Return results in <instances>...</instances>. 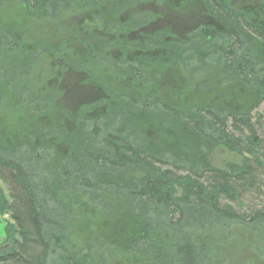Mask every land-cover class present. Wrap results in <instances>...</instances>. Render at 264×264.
Returning <instances> with one entry per match:
<instances>
[{
    "label": "trees",
    "instance_id": "1",
    "mask_svg": "<svg viewBox=\"0 0 264 264\" xmlns=\"http://www.w3.org/2000/svg\"><path fill=\"white\" fill-rule=\"evenodd\" d=\"M208 14L215 20L216 26L207 30L208 55H194V59L199 61L195 69H203L210 56V60H213L207 63L208 68L218 72L222 69L219 62L225 66L226 76L219 77L221 82L225 79L229 82L232 77L238 81L242 77L249 81V84H246L247 90L240 92L237 87H227L224 92L223 87H217L218 81L215 78L210 82L214 87L208 88L206 93L204 88L196 89L191 103L175 107L168 103L170 97L174 98L176 95L175 92L167 94L169 91H165L160 94L155 86H149L145 91L147 101L142 103L141 109L144 113L155 112L156 106L159 111L175 119L176 125L187 137L195 141L222 145L237 153L240 141L227 135L224 126L226 121H231L234 128L236 125L247 126L250 112L264 102V60H261V53H264V13H258V19L250 20L244 11L228 5L224 0H210ZM251 18H254L253 15ZM224 23L230 25L226 26L225 30ZM13 32L14 30L4 29L0 31V36L13 37ZM199 37L201 42V32ZM2 43L0 53L1 49L5 48L4 53L12 55L8 56L7 62L3 64L8 63L12 68L14 61L20 60L23 62L22 68L29 76L31 46L9 39ZM228 48L230 50H226ZM87 51H90L89 47ZM194 52L200 53L202 49L195 46ZM220 52L226 54L224 60L220 58ZM230 54L240 55L229 59ZM136 66L139 68L138 64ZM11 75L12 71L7 69V65L0 66V102L8 94L9 99L5 100L9 102L19 93L10 85ZM183 86H186V83ZM176 92L182 91L178 89ZM30 97L33 99L34 93ZM12 102L11 108L18 104L23 107L18 98ZM129 103L133 108L137 107V104L130 101ZM46 105L41 106V112L37 114H41V117L59 114L60 109L57 106L51 112L43 111V108H48ZM172 107H175V110H172ZM37 109L38 106H32L29 116L34 117L33 110ZM22 129L11 130V136L8 138L0 131V173L7 175L13 200L10 208L0 198V218L10 209L12 211L9 223L4 222L2 226L1 242L4 244H0V264H21L14 245L23 248L29 237L38 241L48 253L54 250L65 252V264H94L90 250L94 238L91 234L84 237L85 241L81 242L78 251L71 247L70 239L74 237L70 234V223L77 214L72 215L70 207L73 201L80 198L92 200L93 204L98 203L99 198L107 200L109 203L105 202L102 209L108 212V205L115 204L109 201L110 197H118L116 204L122 206L126 216H117L118 221L111 225L114 231L108 229L109 238L106 240L113 247L111 249L117 257H122L117 262L119 264L122 261L129 264H207L213 251L212 242L206 240L210 231L229 225L246 226L251 232H256L259 242L264 239L260 234L264 233V211L256 213L251 222L245 224L227 205L219 207L216 202L217 194L233 195L228 185L220 184L214 192H207L205 187L196 181L197 176L191 180L188 176H177L171 170L159 171L155 165L165 164L161 158L150 155L144 148L125 146L118 137L113 140L112 135L102 136L104 148H99L97 152L102 150L103 153H85L84 157L88 160L80 156L81 160L87 163L88 170L78 171L74 164H65L60 168L57 172L60 185L58 188L57 180L44 181L47 178L41 177L36 170L42 162V142L48 137L63 139V132L56 126L49 125L35 131ZM251 137L247 139V144L257 146L259 140ZM72 160L70 158L66 162L72 163ZM170 166L179 169L173 164ZM247 171V164L242 165L239 176ZM129 172H140L143 176L130 181L125 178ZM196 173L193 174L198 175ZM213 173L224 180L227 177L226 173ZM133 182L137 183L131 184ZM173 184L182 189L179 196L174 195L170 187ZM94 200L96 202H93ZM116 209L119 208H114L110 213H114ZM79 231L87 232L81 228ZM192 232L201 233L202 236L193 239L190 234ZM113 233L114 237L110 236ZM262 250L258 248L259 252Z\"/></svg>",
    "mask_w": 264,
    "mask_h": 264
},
{
    "label": "rangeland",
    "instance_id": "2",
    "mask_svg": "<svg viewBox=\"0 0 264 264\" xmlns=\"http://www.w3.org/2000/svg\"><path fill=\"white\" fill-rule=\"evenodd\" d=\"M152 4V2H147L146 4H141L140 7L144 10L151 7ZM129 13L135 15L136 19L138 18V15L132 10ZM116 14L126 21L127 13L116 12ZM141 16L147 17L148 14L143 13ZM130 27H132L131 22L129 24ZM138 36V33H134L130 40L138 39ZM0 44L3 43L0 42ZM3 49L5 50V48ZM3 49H1L2 53H0V65H7V69L12 71L10 85L19 92L15 94L14 99L18 98L22 102L23 107L18 104L14 105L15 108H11L14 99L11 97L10 100H12L9 102L5 100L9 94L0 102V131L4 132L2 135L8 138L11 136V130L23 128L22 130L24 131H35L46 125L50 127L56 126L63 132V139L48 137L42 142L41 146H43L44 150L40 153V161L42 162L39 163L40 167L36 172L41 177L47 178L44 181L57 180L56 187L59 188L57 172L65 164H74L78 171L88 170L87 163L82 161L80 156L84 157L85 153H89V155L103 153L102 150L98 152L97 150L104 148L102 136L109 135L110 137L113 136V140L115 139L114 137H118L125 146L144 148L150 155L161 158L165 164L155 165V168L159 171L171 170L175 175L188 176L191 180H193L192 177L195 178L194 176H197L196 181L202 184L207 192H214L218 188L217 185H228L233 191V195L226 196L223 193H219L217 194L216 202L221 208L226 205L230 207L232 212H235L238 217L244 220L245 224L250 223L256 213L264 211V102L250 112L247 126L236 125L237 127L234 128L231 121H226L224 126L225 133L240 141L238 145L239 151L237 153L231 152L222 145L211 144L207 141H195L191 137H187L183 130L176 125V120L170 115L159 111L156 106L155 112L144 113L141 106L142 103L147 101L145 91L155 80L150 76L149 79L144 78L143 73L134 63L122 64L126 62L116 61L115 52H111L108 56L101 58L98 55L94 56L95 59L99 60L96 64V71L89 66L80 67V71L83 70L82 72L85 75L87 73L91 75V78H96L99 76H96V72L102 73L99 67H101L103 60H106L110 62V65H105L106 67L110 66L112 68L114 65L122 70V75H110L102 78L103 82L98 84L100 90L95 95L92 93L94 98L90 102L86 100V103H89L88 106L78 110L76 105H74L75 103L67 105V103L59 99L60 95L53 86L54 83L52 81L45 83V80L49 77L44 79L43 76H39L40 71H49L48 65H51L50 69H52V64H56L54 58L49 62L45 61L41 54L33 58L35 70H38L36 74H33L34 66L33 69L29 67L28 72L30 75L28 76L27 71L22 68L23 62L20 60H15V65L12 68L8 63L3 64L7 62L8 56L12 57L11 54L4 53ZM102 51L104 49L97 52ZM82 61V63H87L86 59ZM28 64L30 65V61ZM42 79L44 82L41 81ZM199 89L201 88H197V90ZM92 90L94 92V89ZM36 91L38 93H35ZM100 92L104 96L96 99L95 97H98ZM33 93L34 98L30 99V95ZM163 93L165 91L162 90L160 94ZM165 97L168 98L167 95ZM186 97L185 93L178 92V100L169 99L168 103L175 107L179 105L186 106ZM94 100H101V102L92 103ZM129 101L137 104V107L133 108ZM45 104H47L48 108H43L42 110L46 112L53 111L56 106L61 108V105H64L62 109L63 119L59 120L57 118L58 115L41 117V114H37V112H41V106ZM32 106H38L37 110H33L35 113L34 117L29 116ZM175 107H172V110H175ZM101 108L104 109L102 110ZM78 111L85 114L78 115ZM251 136L259 140L257 146L253 147L247 144V139L252 138ZM70 158L73 159L72 163L66 162ZM84 158L88 160L87 157ZM171 164L179 169L170 166ZM244 164H247L248 171L239 176L241 166ZM213 171L226 173L227 177L224 180L222 177L215 175ZM195 172L198 175H194L193 173ZM142 176L143 174L140 172L137 174L129 172L125 178L135 181ZM87 177L90 178L89 176ZM90 182L92 183L91 180ZM135 183L137 182L131 184ZM170 187H172L174 195L179 196L182 189L177 184L170 185ZM10 191L7 175L1 172L0 198L11 208L13 200ZM110 198L111 200L109 199V201L115 204L114 206L108 205L110 208L108 212L103 211L102 206L105 202L107 204L109 202L101 198H99L98 203L94 204L92 200L80 198L73 201L70 207L73 211L72 215L74 213L77 214L75 217L73 216L70 223V234L75 238L70 239L71 247L78 251L81 248V242L85 241L84 237L86 238L88 234H91L92 238H94V242L92 241L90 244L94 264H119L117 262L122 258L117 257L115 251L111 249L113 247L109 245L106 239L109 238L107 236L108 229L114 231L111 225L118 221L117 216L119 214L126 216V214L122 206L116 204L119 201L118 197ZM93 202L96 201L94 200ZM114 208L119 209H116L114 213H110L114 211ZM6 214L8 217H3L2 220L9 223L8 219L11 216V209L3 215ZM122 215L120 218H122ZM88 226H90V229ZM79 228L87 232H80ZM1 234H3V230L0 225V244L2 245ZM190 234L193 239L202 236L198 232ZM209 234L206 240L212 242L213 251L207 264H264V239L259 242L256 232H251L246 226L229 225L221 229H212ZM260 234L264 236V233ZM110 236L114 237V233ZM28 240L23 248L14 245L15 251H17L16 254H18L17 259L20 260L21 264H24L23 262L25 264H65V257H63V254L66 255L65 252L61 253L59 250H54L48 253L32 237H29ZM258 248L263 250L259 252ZM123 263L129 264L122 261L121 264ZM10 264H16V262Z\"/></svg>",
    "mask_w": 264,
    "mask_h": 264
},
{
    "label": "flooded vegetation",
    "instance_id": "3",
    "mask_svg": "<svg viewBox=\"0 0 264 264\" xmlns=\"http://www.w3.org/2000/svg\"><path fill=\"white\" fill-rule=\"evenodd\" d=\"M146 1L153 4L143 10L140 6L146 4ZM224 1L232 7L240 8L250 20L258 19V13H264V0ZM209 5L210 0H0V31L14 30L13 37L0 36V42H7L9 39L31 46L29 61L32 69L34 66L33 74L38 70H35L33 58L40 54L48 62L54 58L56 64L52 61V69L48 65L49 71H40L39 76L44 79L49 77L45 83H54L59 99L67 105L75 103L78 110L88 106V102L94 98L92 93L95 95L100 90L98 84L103 82L102 78L122 75V70L114 65L112 68L106 67L110 65L106 60L99 67L102 73L96 72V76L99 75L96 78L80 71V67L84 66L96 71L99 60L94 56L101 58L111 52L116 53V61L126 62L122 64H138L146 79L150 76L155 80L150 87L155 86L159 92L169 91L167 94L175 92L176 95L174 98L170 97V100L177 101L176 91L181 89L187 96L188 104L197 88H204L206 93L208 88L214 87L210 82L215 78L218 81L217 87H223L224 92L227 87H237L238 91L243 92L242 90H247L246 84H249L242 77L238 81L232 77L229 82L226 79L221 82L219 77L226 76L225 66L219 62L222 69L214 72L207 67V63L213 60H210V56L203 69H195L199 61L194 59V55H208L207 30L216 26L215 20L208 14ZM130 10L138 15L137 19L129 13ZM116 12L127 13L126 21L117 16ZM143 13L148 16L142 17ZM252 15L254 18H251ZM130 22L132 27L129 28ZM224 25V30L226 26H230L227 23ZM134 33H138V39L130 40ZM195 46L201 48L202 52L195 53ZM88 47L92 52L87 51ZM103 49L104 51L97 52ZM220 53V58L224 60L226 54ZM240 54H230L229 59ZM256 55L257 53L253 57L256 58ZM83 59L87 63H82ZM261 60H264V53H261ZM185 83L186 86H183ZM101 96H104L102 92L95 98ZM98 102L101 100H94L92 103ZM63 107L64 105L58 107L59 120L64 117ZM77 114L85 113L78 111ZM6 216L8 217L6 214L0 218L1 226L4 224L2 218Z\"/></svg>",
    "mask_w": 264,
    "mask_h": 264
},
{
    "label": "bare ground",
    "instance_id": "4",
    "mask_svg": "<svg viewBox=\"0 0 264 264\" xmlns=\"http://www.w3.org/2000/svg\"><path fill=\"white\" fill-rule=\"evenodd\" d=\"M262 103V102H261ZM260 105V104H259Z\"/></svg>",
    "mask_w": 264,
    "mask_h": 264
}]
</instances>
